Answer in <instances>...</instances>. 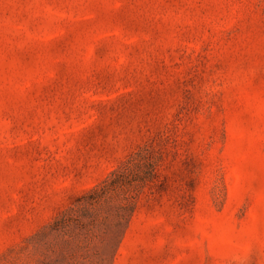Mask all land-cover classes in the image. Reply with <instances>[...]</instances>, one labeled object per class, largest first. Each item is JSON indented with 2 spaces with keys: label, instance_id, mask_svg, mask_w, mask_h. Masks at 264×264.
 Masks as SVG:
<instances>
[{
  "label": "rangeland",
  "instance_id": "374dc122",
  "mask_svg": "<svg viewBox=\"0 0 264 264\" xmlns=\"http://www.w3.org/2000/svg\"><path fill=\"white\" fill-rule=\"evenodd\" d=\"M141 152L120 243L47 253ZM0 264H264V0H0Z\"/></svg>",
  "mask_w": 264,
  "mask_h": 264
},
{
  "label": "trees",
  "instance_id": "16d2710c",
  "mask_svg": "<svg viewBox=\"0 0 264 264\" xmlns=\"http://www.w3.org/2000/svg\"><path fill=\"white\" fill-rule=\"evenodd\" d=\"M157 167L150 153H137L64 211L49 226L42 247L47 253L109 254L120 243L144 189L157 177Z\"/></svg>",
  "mask_w": 264,
  "mask_h": 264
}]
</instances>
